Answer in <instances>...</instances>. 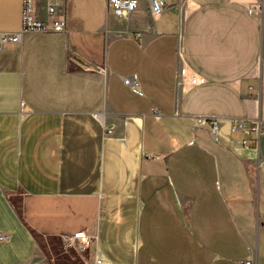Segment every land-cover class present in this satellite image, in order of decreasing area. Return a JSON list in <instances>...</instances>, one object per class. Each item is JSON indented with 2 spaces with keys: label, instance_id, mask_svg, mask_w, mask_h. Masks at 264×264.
Here are the masks:
<instances>
[{
  "label": "crops",
  "instance_id": "crops-1",
  "mask_svg": "<svg viewBox=\"0 0 264 264\" xmlns=\"http://www.w3.org/2000/svg\"><path fill=\"white\" fill-rule=\"evenodd\" d=\"M60 1L66 29L0 51V264H264V0Z\"/></svg>",
  "mask_w": 264,
  "mask_h": 264
},
{
  "label": "built area",
  "instance_id": "built-area-1",
  "mask_svg": "<svg viewBox=\"0 0 264 264\" xmlns=\"http://www.w3.org/2000/svg\"><path fill=\"white\" fill-rule=\"evenodd\" d=\"M116 17L129 19L131 14L139 7V0H108ZM166 0H149V9L151 14H159L165 7ZM186 8H191V0H185ZM64 8L60 0H22V24L19 30L0 31V51L7 46L20 47L23 37L27 32L33 31H60L66 29L67 22L64 18ZM250 14H255L259 18L264 16V5L262 2H257L248 7ZM74 55H71L73 57ZM85 68L99 73L106 77L109 73L108 68L103 64L86 63ZM125 83L133 89L139 91V85L133 76H124ZM158 113V109L154 110ZM212 125V133L217 139L218 118H209ZM200 121H206V118H201ZM255 125L252 128L246 127L245 118H234L231 124L232 130H242L245 133L255 131L259 137L262 133V122L259 118L254 119ZM242 145H247V139L239 140ZM264 163V161H262ZM7 235L0 231V239H5ZM90 237L86 236L85 232L62 235L66 249L85 250L90 243ZM253 250V249H252ZM245 264H256L257 256L253 250L249 257L243 260ZM93 264H103V258L99 255L95 257Z\"/></svg>",
  "mask_w": 264,
  "mask_h": 264
}]
</instances>
